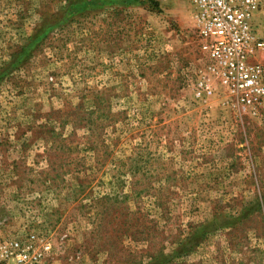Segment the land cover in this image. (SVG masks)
<instances>
[{
  "label": "rangeland",
  "instance_id": "1",
  "mask_svg": "<svg viewBox=\"0 0 264 264\" xmlns=\"http://www.w3.org/2000/svg\"><path fill=\"white\" fill-rule=\"evenodd\" d=\"M154 1L0 0V243L36 264H264V109L197 99L189 1Z\"/></svg>",
  "mask_w": 264,
  "mask_h": 264
},
{
  "label": "built area",
  "instance_id": "2",
  "mask_svg": "<svg viewBox=\"0 0 264 264\" xmlns=\"http://www.w3.org/2000/svg\"><path fill=\"white\" fill-rule=\"evenodd\" d=\"M198 49L206 66L195 80L194 96L213 94L215 85L239 109L256 116L264 109V33L256 19L264 0H188ZM51 244L29 233L0 243V264H36Z\"/></svg>",
  "mask_w": 264,
  "mask_h": 264
},
{
  "label": "trees",
  "instance_id": "3",
  "mask_svg": "<svg viewBox=\"0 0 264 264\" xmlns=\"http://www.w3.org/2000/svg\"><path fill=\"white\" fill-rule=\"evenodd\" d=\"M148 2L152 5V6H157V4L155 3L154 0H148ZM36 39V38H35ZM34 41L30 42V44L22 47L21 49H19V51H17L16 53H14L12 55V64L18 63L21 60L23 61L29 54V50L31 48V46H33ZM11 64V65H12ZM5 70V69H4Z\"/></svg>",
  "mask_w": 264,
  "mask_h": 264
}]
</instances>
